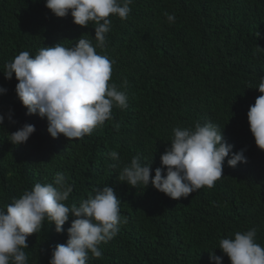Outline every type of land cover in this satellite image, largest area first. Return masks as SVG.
I'll list each match as a JSON object with an SVG mask.
<instances>
[{
	"label": "trees",
	"instance_id": "1",
	"mask_svg": "<svg viewBox=\"0 0 264 264\" xmlns=\"http://www.w3.org/2000/svg\"><path fill=\"white\" fill-rule=\"evenodd\" d=\"M130 8L126 20L110 16L107 47L96 49L114 61L109 83L126 92L128 105L114 106L102 127L70 141L62 134L52 138L46 118L26 115L15 93L18 81L6 80L2 72L22 51L34 56L56 43L70 47L80 37L95 45L94 25H76L70 14L56 17L45 0H0V86L7 89L0 94V114L11 110L14 121L6 116L0 127V209L62 172L73 186L68 206L107 185L127 219L100 245V258L89 253L88 264H209L208 252L224 255L221 238L252 227L264 246V150L256 146L247 118L262 95L256 87L264 76V0H133ZM165 13H174L175 22ZM197 121L223 128L233 152L246 149L247 163L233 168L226 158L213 188L178 200L151 185L135 188L118 180L137 155L144 164L152 162L154 176L173 128ZM24 124L36 130L14 146L9 134ZM72 219L70 214L62 233L45 220L28 237V264H48L52 248L66 243ZM223 264H230L226 255Z\"/></svg>",
	"mask_w": 264,
	"mask_h": 264
},
{
	"label": "clouds",
	"instance_id": "2",
	"mask_svg": "<svg viewBox=\"0 0 264 264\" xmlns=\"http://www.w3.org/2000/svg\"><path fill=\"white\" fill-rule=\"evenodd\" d=\"M132 3L133 0H45V7L56 17L70 14L76 25H94L95 45L80 37L70 47L56 43L40 48L34 56L22 51L4 65V78L12 80L14 76L18 81L15 93L27 110L26 115L46 118L52 138L62 134L70 141L82 139L112 119L114 106L127 107L126 92L109 83L114 61L98 54L96 49L107 47V34L112 27L110 16L126 20ZM165 16L169 23L176 20L174 13ZM122 87H127L126 80ZM256 88L262 95L250 105L247 118L256 146L264 150V76L259 78ZM6 92L0 86V94ZM6 116L14 122L10 110L0 114V127ZM35 130L34 125L24 124L9 134L8 141L14 146L26 143ZM172 132L170 146L161 155V166L155 168L154 176L152 162L144 164L137 155L123 167L118 180L135 188L151 185L178 200L202 187L213 188L223 176L226 158L227 165L233 168L247 163L246 149L233 152L234 146L224 139L223 128L210 121H197L194 127L178 126ZM110 156L119 160L116 151ZM72 192L73 186L58 172L52 183H36L0 209V264H28V237L40 231L45 220L54 224L56 233H62L70 214L74 219L67 229V241L52 248L48 264H88L89 253L100 258V245L112 240L120 225L127 223L120 214V199L112 187L105 185L94 189V196L68 206L65 202ZM256 238L255 227L221 238L218 248L224 255L208 252L209 264H223L225 255L230 264H264V246Z\"/></svg>",
	"mask_w": 264,
	"mask_h": 264
}]
</instances>
